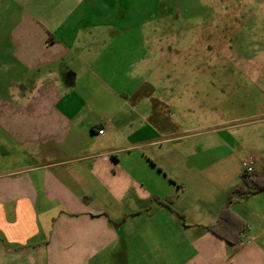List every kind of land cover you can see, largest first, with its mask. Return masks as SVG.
<instances>
[{"label": "crops", "instance_id": "1", "mask_svg": "<svg viewBox=\"0 0 264 264\" xmlns=\"http://www.w3.org/2000/svg\"><path fill=\"white\" fill-rule=\"evenodd\" d=\"M162 1L0 0V264H264V189L229 201L264 173V94L244 154L229 120L181 135ZM227 203L233 243L207 228Z\"/></svg>", "mask_w": 264, "mask_h": 264}, {"label": "rangeland", "instance_id": "2", "mask_svg": "<svg viewBox=\"0 0 264 264\" xmlns=\"http://www.w3.org/2000/svg\"><path fill=\"white\" fill-rule=\"evenodd\" d=\"M1 1L3 6L11 3ZM164 2L161 6L167 7L169 18H160L159 26H169V37L184 51L172 54L173 66L159 65L157 84L160 94H174L175 103L183 101L184 113L177 114V107L174 111V119L184 123L181 135L190 142L206 134L210 137L221 127L219 121L229 120L225 125L235 124L230 128L237 134L239 153L244 154L249 146L246 131L252 127L247 123L251 118L246 96L264 94V0ZM6 28L0 18V33ZM167 72L169 78L164 76ZM233 118L237 120L230 122ZM178 143L163 146L177 154ZM243 222L245 231L250 223Z\"/></svg>", "mask_w": 264, "mask_h": 264}, {"label": "trees", "instance_id": "3", "mask_svg": "<svg viewBox=\"0 0 264 264\" xmlns=\"http://www.w3.org/2000/svg\"><path fill=\"white\" fill-rule=\"evenodd\" d=\"M263 189L264 173L252 174L251 172L243 171L241 174V183L232 190L229 201H231L233 195L246 198L250 194ZM228 203L221 209L216 221L208 225L207 228L223 237L225 240L233 243L239 238V233L242 232L245 227L244 222L230 211ZM227 231H237V234L230 237L227 235Z\"/></svg>", "mask_w": 264, "mask_h": 264}, {"label": "built area", "instance_id": "4", "mask_svg": "<svg viewBox=\"0 0 264 264\" xmlns=\"http://www.w3.org/2000/svg\"><path fill=\"white\" fill-rule=\"evenodd\" d=\"M99 133H102V130H99ZM245 171L246 172H251L252 168L250 166H248V167L245 168Z\"/></svg>", "mask_w": 264, "mask_h": 264}]
</instances>
